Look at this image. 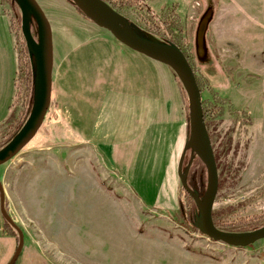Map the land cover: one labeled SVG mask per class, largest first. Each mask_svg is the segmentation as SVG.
Listing matches in <instances>:
<instances>
[{
    "label": "rangeland",
    "instance_id": "374dc122",
    "mask_svg": "<svg viewBox=\"0 0 264 264\" xmlns=\"http://www.w3.org/2000/svg\"><path fill=\"white\" fill-rule=\"evenodd\" d=\"M144 1L158 17L168 16L169 21L175 7L182 31L163 23L155 28L147 11L135 3L114 9L140 35L180 41L194 70L218 169L212 217L216 214L219 220L245 225L228 231L264 225L258 224L264 222V0H212L214 12L206 33L208 56L204 63L197 60L194 40L206 0ZM37 2L52 27L51 102L36 135L0 165L8 213L24 234V264H264V239L233 247L213 241L192 226L194 219L179 207L183 203L185 212L193 207L196 213L197 206L185 200L177 173L176 195L171 203L165 202L173 207L155 206L160 181L142 197L132 190L119 162L93 141L97 136L107 140L122 136L123 128L118 125L126 114L123 109L107 96L95 137L92 126L101 104L82 110L89 119L87 135L82 119L75 117L81 113L76 100L85 105L86 98L95 96H86L92 88L89 79L83 78L93 66L92 47L115 41L128 52L132 50L69 0ZM9 19L23 58L19 8L15 0H0V34L2 38L5 34L12 46ZM95 54L99 56L98 51ZM165 69L175 77L169 67ZM21 72L19 68L17 86L14 83L9 99L3 103L0 96V146L8 138L5 133L11 122L23 125L31 110L32 95L28 99L24 93ZM174 79L189 118L187 96ZM188 164L191 170L203 169L205 190V167L191 151L184 160L186 174Z\"/></svg>",
    "mask_w": 264,
    "mask_h": 264
},
{
    "label": "crops",
    "instance_id": "0c3cea01",
    "mask_svg": "<svg viewBox=\"0 0 264 264\" xmlns=\"http://www.w3.org/2000/svg\"><path fill=\"white\" fill-rule=\"evenodd\" d=\"M9 35L12 46L7 44L5 34L4 38L1 35L3 40L0 45V96L3 103L15 90L17 54L11 32ZM99 43V46L92 47L91 72L87 69L83 76L89 79L88 84L92 88L86 91V96L89 93H95V96L93 99L86 98V107L76 100L75 106L81 112L75 116L76 120L82 119L81 125L87 135L89 119L82 110L88 111L89 106L100 103L92 126L95 137V126L103 103L107 96L112 97V104L126 113L122 125H118L123 128L122 136L115 140L97 136L93 139L94 143L119 162L137 195L142 194V197L143 193L153 191V184L157 185L160 181L162 187L155 206L173 207L165 202L171 203L176 195L175 168L188 135V116L175 77L166 71V65H158L157 61L133 50L128 52L115 41ZM97 51L99 56L95 54ZM16 244L17 239L3 228L0 214V264L9 261ZM23 260L24 253L15 264H24Z\"/></svg>",
    "mask_w": 264,
    "mask_h": 264
},
{
    "label": "water",
    "instance_id": "95a60500",
    "mask_svg": "<svg viewBox=\"0 0 264 264\" xmlns=\"http://www.w3.org/2000/svg\"><path fill=\"white\" fill-rule=\"evenodd\" d=\"M20 11V29L33 64V94L31 110L14 137L0 148V165L13 158L38 132L49 108L52 94L53 36L51 24L37 0H15ZM85 17L97 26L108 30L113 37L131 50L168 66L179 80L188 101V135L181 151L177 175L181 186L193 198L197 211L194 225L213 241L243 248L264 239V225L247 231L219 229L212 217L218 191V169L211 139L207 130L200 88L194 70L180 47L171 41H161L138 34L122 15L105 0H69ZM212 0H206L195 31V53L201 63L207 61L206 33L213 16ZM35 27V32L33 30ZM202 162L206 170V187L203 194L193 190L183 170L186 153ZM193 157L190 159L192 162ZM188 164V166H189ZM0 214L17 234L15 250L6 264H15L24 244V234L6 208V197L0 180Z\"/></svg>",
    "mask_w": 264,
    "mask_h": 264
},
{
    "label": "trees",
    "instance_id": "16d2710c",
    "mask_svg": "<svg viewBox=\"0 0 264 264\" xmlns=\"http://www.w3.org/2000/svg\"><path fill=\"white\" fill-rule=\"evenodd\" d=\"M105 1L107 3H109L115 9H120V7L122 6V4L123 5L124 4L125 5H130V3L138 4L140 7H142L143 10L145 9L147 11L148 17H150V19L153 21V24H155V28H157V29L160 28L159 25L162 24V23L167 28H171V25H172L178 31H182V29H183V26L180 23L179 14L177 13L175 7H172L171 8V11H170L171 18H170V21H169V19H167L168 16H166L167 18H165V17H163V18L158 17L155 14V12L153 10H151L149 8V6L146 5V3H145L144 0H105ZM118 5H119V7H118ZM13 27H14V23H12V20L9 19L10 32L12 34L13 33L15 34ZM155 28H154V30L157 31ZM21 36H20V38H21L22 44L24 45L23 46V49H24L23 51H24V54L25 55L22 58L21 53L19 51V47H17L18 44H19V40L17 42V38H16V34H15V38L14 39H15V49H16V54H17V67H16L15 73L17 75L14 78V83H15V86H17V79H18L19 68H21L22 69V72H21L22 73V75H21L22 77L21 78H22V81L24 82V86H25L24 87V93L28 95V99H29V98H31V95H32V86H33V64L31 63V60H30V57H29V53H28L26 44L24 42V39ZM171 42L177 44L181 48L180 41H176L175 39H171ZM175 78L178 81V85L181 88V90L184 91L183 88H182V86H181V84H180V82H179V80L177 79L176 76H175ZM30 104H31V100H29V108H30ZM204 115H205V111H204ZM16 121L17 120H15L14 122L13 121L11 122V124H10V126L8 128V131H6V133H5V136L8 135V138H7V140L5 142H2L0 148H2L5 144H7L14 137V135L19 131V129L21 128V126H22V125H20L21 123L17 124ZM189 168H190V170H189V172L187 173V176H186L187 182H188L189 186L193 190L197 191L201 195L203 193V190H204V182H205V177L203 175V169L200 168V166H198L197 169L195 168L196 170H191V165L189 166ZM180 190H182L184 192V194L186 196L185 197V200L190 201V203H192V205L195 207L193 198L183 188H180ZM6 208H7V211L9 212L8 205H7V201H6ZM179 210L181 211V213H183L184 215H187L192 220L195 218V208L193 209V207H192L191 210H189L188 212H185L184 207H183V203H181V205L179 207ZM215 215L216 214H213L214 223L221 230L228 231V230H236L235 228H239V227H245L244 223L233 222V220H231L229 222H226L224 220L217 219ZM258 220H260V219H258ZM262 223H264V222H261V223H258V224H262ZM192 226L196 229L195 225H192ZM3 228L8 233H10L11 235L16 236V239H17L16 232L5 221L3 222Z\"/></svg>",
    "mask_w": 264,
    "mask_h": 264
}]
</instances>
